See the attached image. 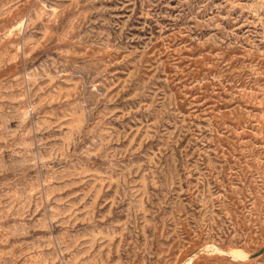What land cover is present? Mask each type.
Returning a JSON list of instances; mask_svg holds the SVG:
<instances>
[{"label":"rangeland","instance_id":"rangeland-1","mask_svg":"<svg viewBox=\"0 0 264 264\" xmlns=\"http://www.w3.org/2000/svg\"><path fill=\"white\" fill-rule=\"evenodd\" d=\"M0 264H264V0H0Z\"/></svg>","mask_w":264,"mask_h":264}]
</instances>
